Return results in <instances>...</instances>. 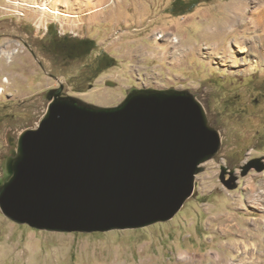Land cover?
<instances>
[{"label": "rangeland", "instance_id": "obj_1", "mask_svg": "<svg viewBox=\"0 0 264 264\" xmlns=\"http://www.w3.org/2000/svg\"><path fill=\"white\" fill-rule=\"evenodd\" d=\"M14 1L0 0V161L16 135L38 123L48 91L59 89L99 107L119 104L131 89L186 90L221 142L200 164L195 194L165 221L62 231L17 223L0 210V264H264V167L257 169L264 166V52L237 46L256 42L263 30L229 29L232 0H104L92 22L79 26ZM74 5L58 6L73 13L81 0ZM47 33L83 38L84 50L52 48ZM157 33L176 37L175 59ZM221 167L236 187L222 183Z\"/></svg>", "mask_w": 264, "mask_h": 264}, {"label": "water", "instance_id": "obj_2", "mask_svg": "<svg viewBox=\"0 0 264 264\" xmlns=\"http://www.w3.org/2000/svg\"><path fill=\"white\" fill-rule=\"evenodd\" d=\"M47 97L38 123L3 157L0 177L1 212L33 228L92 232L171 219L220 147L186 90L131 89L110 107ZM225 174L221 167L222 183L236 187Z\"/></svg>", "mask_w": 264, "mask_h": 264}, {"label": "bare ground", "instance_id": "obj_3", "mask_svg": "<svg viewBox=\"0 0 264 264\" xmlns=\"http://www.w3.org/2000/svg\"><path fill=\"white\" fill-rule=\"evenodd\" d=\"M103 1L104 0H81V6L77 7L78 9L76 11L73 10L74 11V12L72 11L73 13L64 12V10L62 11V8L59 7L58 5L63 6V7L71 5V7H75L74 4L76 3V0H16L13 2V5L18 6V8L19 7L26 8L30 11H38L39 13L50 15L52 18H57L60 20L65 19L66 16H68L71 18L72 22L74 20L75 25H78L79 23H82L84 21H91L92 22V20L95 18V15H94L95 12L103 6L102 5ZM51 5H53V7ZM229 8H230L229 9L230 10V16H229V19L227 21V25H228L227 27L229 29L236 31L235 29L238 30V27H245L246 28L250 25L253 27H259V29L263 30V34L259 37L260 39L256 37V42H252L251 45L244 44L246 42H244V39H241V41H239L237 43V46L240 48V50L241 51H249L250 46H252V47H256L259 50L260 54L263 53L264 52V0H257L255 2L254 6L249 5V2L247 0H232ZM17 12H19L18 9H17ZM222 30L224 33V29H222ZM222 30H221V33H222ZM216 31L217 30L213 29V31H211V32L214 35L216 33ZM221 33H219V34H221ZM165 35L166 34L157 33L155 41L157 43H160V40L158 38H162V43H160L158 45L166 46V50L163 53L167 57H169L171 59H175V57H177V55H178L177 47L179 45L178 44L179 42L174 43L176 40V37L173 39V41L168 40L169 38L164 39ZM117 39H119V38H117ZM156 39H158V40H156ZM252 50H253V48H252ZM14 52H15V50H12V51L7 52V53L4 52V53H6L7 56L10 57ZM210 52H212V51H210ZM229 54L234 59L235 54H234V51L232 49H231V51H229ZM256 64H257V60H252L251 67L254 68V66ZM4 81H6V79H4ZM262 176H263V174H262ZM253 202H255V200Z\"/></svg>", "mask_w": 264, "mask_h": 264}, {"label": "flooded vegetation", "instance_id": "obj_4", "mask_svg": "<svg viewBox=\"0 0 264 264\" xmlns=\"http://www.w3.org/2000/svg\"><path fill=\"white\" fill-rule=\"evenodd\" d=\"M46 35V34H45ZM47 43L49 45H51L52 48H57V47H62V52L65 53L66 51H79L80 50H84V44H85V40L83 38H81L80 40L76 41V39H73V40H67L65 37H61V38H57L55 37L52 33H47ZM46 43V45H47ZM72 45L71 49L69 50H66V48H70V44ZM48 46V45H47ZM105 60V59H104ZM259 93H260V96L261 94L263 93L264 91V87L258 89ZM62 93V90L59 89V90H50L48 91V94H51L53 95L54 97L55 96H62L61 95ZM25 128V127H24ZM18 136H19V133L18 135H16L15 137V142H14V147L16 146L17 144V140H18ZM1 165H0V169L2 170V174L0 175V177H3L4 176V172H3V165H4V158H1V161H0ZM2 166V167H1Z\"/></svg>", "mask_w": 264, "mask_h": 264}, {"label": "trees", "instance_id": "obj_5", "mask_svg": "<svg viewBox=\"0 0 264 264\" xmlns=\"http://www.w3.org/2000/svg\"><path fill=\"white\" fill-rule=\"evenodd\" d=\"M194 1H195V0H189V3H190V2H194ZM196 3H197V1H196Z\"/></svg>", "mask_w": 264, "mask_h": 264}]
</instances>
